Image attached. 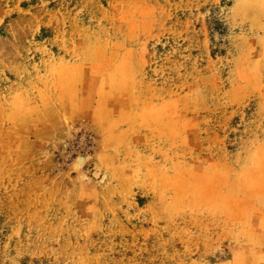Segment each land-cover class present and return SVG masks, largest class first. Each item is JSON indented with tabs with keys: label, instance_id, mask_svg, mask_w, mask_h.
Segmentation results:
<instances>
[{
	"label": "rangeland",
	"instance_id": "rangeland-1",
	"mask_svg": "<svg viewBox=\"0 0 264 264\" xmlns=\"http://www.w3.org/2000/svg\"><path fill=\"white\" fill-rule=\"evenodd\" d=\"M0 264H264V0H0Z\"/></svg>",
	"mask_w": 264,
	"mask_h": 264
}]
</instances>
